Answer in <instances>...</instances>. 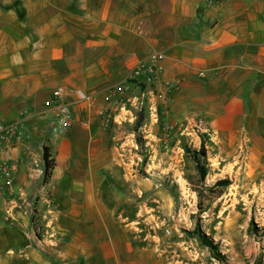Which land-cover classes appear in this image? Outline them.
I'll list each match as a JSON object with an SVG mask.
<instances>
[{"label":"crops","instance_id":"crops-1","mask_svg":"<svg viewBox=\"0 0 264 264\" xmlns=\"http://www.w3.org/2000/svg\"><path fill=\"white\" fill-rule=\"evenodd\" d=\"M153 53L178 83L160 104L176 141L203 143L213 178H264V0H0V125L23 132L0 148L12 178L0 181V264H162L120 215L130 190L117 186L122 125L142 113L153 148L158 112L106 96ZM59 86L91 96L54 132L45 103Z\"/></svg>","mask_w":264,"mask_h":264},{"label":"rangeland","instance_id":"rangeland-1","mask_svg":"<svg viewBox=\"0 0 264 264\" xmlns=\"http://www.w3.org/2000/svg\"><path fill=\"white\" fill-rule=\"evenodd\" d=\"M136 121L122 125L119 132L128 181L117 186L130 190L126 196L130 200L118 211L136 221L139 245L145 243L149 252L161 256L162 264H264V178L232 176L227 186L215 187L219 179L208 174L204 183H198L190 155L184 151L187 146L192 152L193 145L188 137L176 141L161 107L152 125L157 138L153 148ZM197 226L217 247L221 262L196 235L186 233Z\"/></svg>","mask_w":264,"mask_h":264},{"label":"built area","instance_id":"built-area-1","mask_svg":"<svg viewBox=\"0 0 264 264\" xmlns=\"http://www.w3.org/2000/svg\"><path fill=\"white\" fill-rule=\"evenodd\" d=\"M222 1L194 0L195 3L204 7L218 5ZM163 58L161 53L149 55L130 72L124 82L115 85L112 91L108 92L107 99H113L116 104L120 105L121 110H128V107H133L140 111L145 104H149L156 114L167 95L178 89V83L161 77ZM51 96V100L45 103L46 107L54 106L50 126L52 131L60 132L68 129L74 123L71 106L86 100L85 96L91 95L73 94L65 87L59 86L52 92ZM138 114L135 119H137ZM111 120L113 121L107 117L105 122L109 124ZM143 128L144 126L139 127L145 133ZM22 137L23 132L19 122L0 125V148L11 144L14 140H21ZM144 140L147 144V136H144ZM7 168V164L0 163V181L3 180L4 185L9 187L12 184V178Z\"/></svg>","mask_w":264,"mask_h":264},{"label":"trees","instance_id":"trees-1","mask_svg":"<svg viewBox=\"0 0 264 264\" xmlns=\"http://www.w3.org/2000/svg\"><path fill=\"white\" fill-rule=\"evenodd\" d=\"M143 121V114L139 113L136 121V127L140 126V123ZM184 151L186 155H190V158L193 162V167H194V173L195 177L197 178L198 183H204L208 173H209V168L207 165V160H206V149L204 147V144L202 143L199 148H193L192 152L189 150L187 146L184 147ZM43 161H44V177L43 180L46 182L51 175V170L53 168L54 162L53 159L51 158V155L49 153L48 148L43 149ZM229 184V180L227 179H220L217 180L214 184L215 187L219 186H227ZM213 186V187H214ZM212 186H209L207 188V191L213 192ZM197 195L199 198H201L200 194L197 192ZM188 235H196L201 243L205 245L206 247L209 248L210 252L212 253V257L221 262L223 259V256H221L217 251V247L213 245L211 240L203 233L200 231L199 227L191 232H186ZM256 264H260L259 262Z\"/></svg>","mask_w":264,"mask_h":264}]
</instances>
